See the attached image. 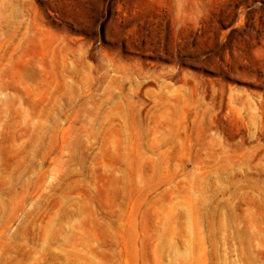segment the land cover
I'll list each match as a JSON object with an SVG mask.
<instances>
[{
  "label": "rangeland",
  "instance_id": "1",
  "mask_svg": "<svg viewBox=\"0 0 264 264\" xmlns=\"http://www.w3.org/2000/svg\"><path fill=\"white\" fill-rule=\"evenodd\" d=\"M0 264H264V0H0Z\"/></svg>",
  "mask_w": 264,
  "mask_h": 264
}]
</instances>
